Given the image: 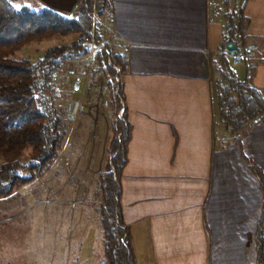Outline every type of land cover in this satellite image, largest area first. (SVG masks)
Masks as SVG:
<instances>
[{
	"label": "crops",
	"instance_id": "obj_1",
	"mask_svg": "<svg viewBox=\"0 0 264 264\" xmlns=\"http://www.w3.org/2000/svg\"><path fill=\"white\" fill-rule=\"evenodd\" d=\"M16 1L17 8L66 16L81 3ZM240 2L114 0L112 46L126 58L124 120L117 119L129 133L119 205L136 264H258L264 124L250 125L235 139L220 123L216 105L224 31L234 35L236 44H229L237 50L264 45V0H247L243 11ZM229 6L233 15L227 14ZM232 70L238 81L264 94V61L252 59ZM81 115L92 126L81 118L86 131L77 134ZM94 117L86 109L73 127L71 149L79 164L88 149H111L113 121L93 146ZM79 218L89 220L82 211Z\"/></svg>",
	"mask_w": 264,
	"mask_h": 264
},
{
	"label": "trees",
	"instance_id": "obj_2",
	"mask_svg": "<svg viewBox=\"0 0 264 264\" xmlns=\"http://www.w3.org/2000/svg\"><path fill=\"white\" fill-rule=\"evenodd\" d=\"M94 4L99 17L112 24L114 0H81L72 16L50 9L17 8L9 0H0V202L14 199L22 188L44 177L59 157L71 124L65 120L67 107L53 94L50 78L53 72L63 73L69 62L88 61L90 50L85 37L91 30ZM68 35H77V39L69 45L48 48L37 61L13 58L32 43ZM103 35L98 32L97 38ZM234 40L231 34L224 49L229 43L236 44ZM96 59L107 79L115 73L107 65L105 49L97 53ZM110 59L121 68L112 51ZM122 59L121 71L126 62L124 56ZM118 94L121 98V84ZM114 98L115 110L120 112L121 103ZM216 105L220 123L235 139L250 125L264 124V94L238 81L225 55L220 57L217 68ZM117 121L118 126L112 124L116 137L109 151L110 160L99 176L95 192L103 242L100 264H136L130 231L119 205V178L129 133L125 123ZM125 235L127 246L122 243ZM256 242L257 262L264 264V235L260 227Z\"/></svg>",
	"mask_w": 264,
	"mask_h": 264
},
{
	"label": "rangeland",
	"instance_id": "obj_3",
	"mask_svg": "<svg viewBox=\"0 0 264 264\" xmlns=\"http://www.w3.org/2000/svg\"><path fill=\"white\" fill-rule=\"evenodd\" d=\"M9 1L18 5L16 0ZM215 2L216 0H213V4ZM96 23L97 33H104L100 40L108 41L105 47L110 53L107 55L109 58L107 65L109 61L112 62L110 59L112 51L122 68V54L112 46L114 39L112 25L107 24L101 17H97ZM76 39L77 35L54 36L24 47L16 52L13 58L37 61L48 48L69 45ZM95 49L100 51L103 48L99 45L95 46ZM96 56L97 54L93 55L90 51L87 62L66 64L64 72L61 73L63 92L59 97L60 102L68 107V100L72 98L70 81L75 74L85 72L83 108L85 111L86 109L91 111L94 118H97L95 126L90 130L95 134L91 139L93 146V143L99 140L98 134L103 130L106 132L109 130L111 121L118 126L117 117L120 118V112L115 110L114 97L116 96L118 103H121V109L124 106L114 89V85L117 84L116 77L121 80V68L118 67L121 71L119 74L115 70L107 79ZM81 118L82 115L77 134L82 130L86 131ZM83 119L89 121L91 124L89 126H92L91 118L86 116ZM70 124L71 130L66 140L72 147L71 135L75 125L72 122ZM110 134L111 137L114 136L113 139L116 137L113 130ZM103 148L101 146L99 150L88 149L83 153V163L80 164V159L73 161L71 148L65 150L44 177L22 188L14 199L0 202V264H100L103 258V242L95 192L99 176L106 171L110 160L109 151L106 153ZM87 152H90V159L85 154ZM81 211L89 220L79 218ZM80 258L84 259L83 263L80 262Z\"/></svg>",
	"mask_w": 264,
	"mask_h": 264
},
{
	"label": "built area",
	"instance_id": "obj_4",
	"mask_svg": "<svg viewBox=\"0 0 264 264\" xmlns=\"http://www.w3.org/2000/svg\"><path fill=\"white\" fill-rule=\"evenodd\" d=\"M225 1L228 3V0H225ZM246 6H247V0H241L238 6V10L243 11L246 8ZM234 13H235V9L229 6L227 8V14L233 15ZM90 16H91V21H92V27H91V30L89 31V34L85 37V42L87 43L89 50L93 53V55L97 54L98 49H95V46L100 45L101 48L105 49L106 54L110 55L108 50L105 48L106 44H108V41H105V40L101 41L100 39L97 38L96 20H97V17L99 16H98V12L96 10L95 4H94L93 11ZM223 35L226 39L231 37V33L227 30L224 31ZM224 54L230 58V63L232 67L240 66L244 64L246 61H249L252 59L264 61V45L257 46L255 44H251L248 46H244L240 50L235 49L234 53L227 50V47H226L224 49ZM108 65L111 66L113 69H115L118 72V74L121 72L120 69L117 66L113 65L111 61H109ZM84 73L85 72L80 71L79 73L75 74L73 76V80L70 81V94L72 98L68 100L69 105L67 107V111L65 114V120L67 122H72L73 124L76 123L78 116L84 112L83 103H82V97H83L84 90H85ZM61 78H62V74L60 72L56 71L51 74L50 82L53 87V94L56 98H59L62 96L63 90H62V85H61ZM115 83H117L115 84L116 86L114 85L115 93L118 94L121 80L118 77H116ZM79 95L81 96L80 98L78 97ZM74 97H76V99H74ZM119 117L123 119V109L120 112ZM70 148H71V144L70 142H68V140H66V143H64V146L59 154V157H61L64 154L65 150L70 149ZM118 222L119 221H117V223ZM127 238L128 236L125 235V237L122 239V243L125 246H127Z\"/></svg>",
	"mask_w": 264,
	"mask_h": 264
},
{
	"label": "water",
	"instance_id": "obj_5",
	"mask_svg": "<svg viewBox=\"0 0 264 264\" xmlns=\"http://www.w3.org/2000/svg\"><path fill=\"white\" fill-rule=\"evenodd\" d=\"M227 50H229V51H231L232 53H234V51H235V45H234V44H229V45L227 46Z\"/></svg>",
	"mask_w": 264,
	"mask_h": 264
}]
</instances>
